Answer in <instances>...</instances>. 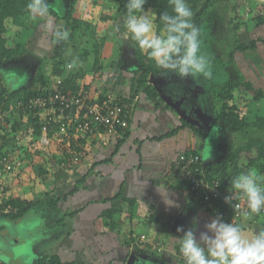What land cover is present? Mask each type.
I'll use <instances>...</instances> for the list:
<instances>
[{
	"label": "crops",
	"instance_id": "crops-1",
	"mask_svg": "<svg viewBox=\"0 0 264 264\" xmlns=\"http://www.w3.org/2000/svg\"><path fill=\"white\" fill-rule=\"evenodd\" d=\"M262 10L264 11L263 8ZM34 40L47 46L52 44L47 35L43 38L37 36ZM39 42L37 46H33L36 52H33L32 56L27 53L28 55L20 57L26 69L22 74V77L27 78L26 81L21 83L22 78L12 79L17 83L7 84V89L16 91L28 86L39 89L41 84L36 82L35 78L39 66L43 65L42 70L49 83L40 89L45 88L48 92L60 90L63 84L68 83L75 75L83 74L85 77L82 82L89 86L88 91L93 97L98 96L101 88L96 80H100V77L94 73V58H87L85 63L75 59L76 67L69 70L67 65L71 60L64 52L63 57H60L65 62L64 68L59 70V75L56 74L58 66L55 62L56 56L60 55L44 49L42 51ZM105 50L102 55L104 69L109 57ZM263 50L264 43H258L257 49L251 51L252 59L257 60ZM260 60L263 61L264 56H260ZM258 65L254 67L258 68ZM137 68L131 67V70L140 75L141 72H136ZM124 70L120 72L123 73ZM257 72L260 74L258 70ZM119 84L118 86L127 85L125 81ZM188 84L186 91L182 86L179 90H172L171 83L165 85V90L177 99L184 96L191 102L193 98L197 101L201 96L197 97L195 94L196 86L192 81ZM2 87L4 88V85H1L0 89ZM201 89L199 87L198 91ZM138 90L136 87L133 94L126 90L120 94L123 101L132 106L130 128L124 140L122 139L123 143L120 145L119 139L115 138L90 137L83 146L85 155L82 162L73 171H65V168H62L70 166L71 161H64V149L55 140L48 147L42 145V139L36 142L39 153L28 158L40 162V169L43 170L41 180L35 181L39 183L37 187L41 190L34 197L24 194V198L31 201L42 195L45 204L43 213L55 230L59 229L60 235L55 238L53 246L35 258L34 264L36 260L46 256H57L62 263L67 264H127L133 253H136L138 261L134 264H183L176 240L183 233L177 232L178 227L185 231L195 228L199 235L205 231V224L217 215L225 222L232 221L233 218L229 219L225 214L222 216L220 207L215 205L203 211L190 194L188 186L179 181L174 167L176 158L187 151H199L205 165L223 163L235 149L228 150L226 158L222 159L220 156L224 151L220 145L226 139L229 145L226 144L225 147L232 149V141L237 134L226 133L222 136L221 133L219 141L213 142L209 137L204 138L189 128L180 129L183 119L161 97L157 101L150 100L147 94ZM201 103L198 99L197 103L194 102L195 106L189 104L188 113L194 112L193 107L196 105L202 107L205 112ZM259 111L257 109V113ZM255 116L256 114L252 113L251 119ZM199 117L201 115H197L196 120L203 122L206 127L203 130L209 131L206 119L200 120ZM23 137L21 136L22 139ZM53 145L58 148V156L54 160H48L50 154L46 155L42 151L44 148L51 150ZM242 159L244 163H248L245 158ZM26 163L29 162L25 161ZM18 184L19 177L13 182L11 189L0 198V205L14 197L19 188V193L23 192ZM28 215L30 214L11 223H0V230L9 228L6 227L7 224L20 223ZM240 221L254 231L264 228V214ZM5 232L0 231L1 236H5ZM142 236L148 237L155 246L162 247V252L159 253L152 246L143 244L140 240ZM0 264L7 263L0 259Z\"/></svg>",
	"mask_w": 264,
	"mask_h": 264
},
{
	"label": "trees",
	"instance_id": "trees-1",
	"mask_svg": "<svg viewBox=\"0 0 264 264\" xmlns=\"http://www.w3.org/2000/svg\"><path fill=\"white\" fill-rule=\"evenodd\" d=\"M120 7L117 8L116 13H121V11L126 10L124 5L126 0H116ZM220 1L224 0H186L189 7L192 9L194 16L193 22L199 28L200 34L202 33L203 26L205 24L206 15L212 9V7ZM29 0H0V86L4 85V88L0 89V116H3L5 112H9L10 116L5 117L3 122L0 119V161L8 153L13 155L17 160L23 162V167L16 171L13 174H8L2 178V186L4 187V195L6 192L11 189L13 182L17 177H21L25 174L32 179L36 178L35 163L30 161L27 164H24L26 158L30 156H36L38 151V146L35 144L39 141L40 136L42 135V125L45 121L44 117L42 118V113L39 110H30L27 106L20 108V104L28 103L30 99L37 98L40 95L46 94L48 92L45 88L40 89L41 86H47L49 79L45 76L42 67L39 66L37 70V76L35 78L36 82L40 83L41 86L34 88L28 86L21 88L20 90L10 91L7 89V84L10 85L15 83L16 74L8 75L7 68L9 69L12 64L19 62L22 64L20 57L28 55L31 52V46L29 47V41L34 40L33 37L40 32L45 20H38L37 22L28 23V15L26 12V4ZM81 0H68L66 1V9H63L62 12L59 8H55V3H51L48 0L51 17L55 19L54 23L56 26H59L58 23L63 22L60 28H67L70 30L71 36L68 43L63 45L62 50L57 53V63L58 69H56V74H61L60 69L64 68V61H62L63 53L72 52L73 55L68 56L71 62L75 59L82 60V63H85V60L88 58V55L92 54L90 57L94 58L95 66L94 72L98 74V77H107V81H111L112 78H108L111 73L102 74L104 70V65L102 63V55L105 50L107 43L108 35H98L94 38L95 44L92 48L85 47V50L80 49L81 38L87 32H96L97 27L93 24L87 23L83 20L77 19L75 13L77 12V7L80 4ZM146 9H151V11L156 12V26L157 32L160 34L163 32V25L159 20V14L168 11L171 13V6L169 0H148V3L145 5ZM65 11L64 15L62 13ZM107 16H104V19H107ZM117 18V16L115 17ZM239 20V19H238ZM264 24V14L261 13L258 17L250 22L245 24L242 21H239L237 28L240 29L244 25L248 28L247 32H252L255 28ZM10 25L24 27V32L16 37L10 31ZM45 31V29H44ZM37 32V33H36ZM35 33V34H34ZM41 33V32H40ZM34 34V36H32ZM239 34H242L239 33ZM237 34V35H239ZM42 37V34L37 35ZM35 36V37H37ZM48 36V35H47ZM53 44V38L51 35L48 36ZM74 39H79L80 42H75ZM39 42L38 40L35 41ZM72 42V43H71ZM264 43V39H258L250 42V44H238L234 51L231 52V60H234L236 53H244L247 51H255L257 49L258 43ZM40 43V42H39ZM71 44V45H70ZM135 48V56L137 58L138 68L136 72H141L140 77L138 78V89L144 88L143 92L147 94L150 100L157 101L160 99L155 86L152 83L153 79H159L161 76L159 70L155 68L152 61L148 60L146 53L142 52L138 47ZM34 49V47H33ZM28 53V54H27ZM79 55V56H78ZM61 57V58H60ZM122 73H118V80L114 86H118L120 83ZM84 75L80 74L75 75L74 78L69 80L68 83L63 84L60 88L62 93L68 94H79L85 90H89V86L84 85L82 82ZM21 83L26 81V77H22ZM151 79V80H150ZM3 83V84H2ZM6 87V88H5ZM238 91L241 97V103H246L247 106L251 109L252 113H255L256 116L254 119H249L245 116L244 110L236 104L234 101V92ZM108 90L99 89L98 101L102 102L105 100V94H108ZM215 100L219 106V110L215 114V120L213 122V128H219L221 131L230 133V134H245L246 142L244 145L238 147L230 156L220 164H209L205 165L202 155L199 151H187L181 154L187 155L194 153L196 156L200 157V162L198 163L201 172L204 173L206 180L212 182L215 179L221 180L223 191L230 189L231 180L237 174L247 172L249 169H254L261 176H264V115H258L257 109H255L256 104L262 105L264 108V89L256 88L254 82L243 80L231 82L228 85H222V87L215 91ZM248 108V109H249ZM263 109H260V111ZM131 116V112H130ZM131 119V117H130ZM43 120V121H42ZM129 127L126 130L118 129L122 136L109 137L119 139V144L123 143V140L127 133L129 132ZM189 128L195 133L201 134L204 138L209 137V133L199 128L189 124L187 121L182 120V127L180 129ZM76 129V128H75ZM72 130L73 131H75ZM99 131H105L106 126H100ZM254 131V134L248 136V131ZM71 131V130H70ZM262 134L263 136L259 135ZM59 138H55L57 144L64 149L63 154L67 160L74 161L76 158H80L79 164L82 162V159L85 155L83 154V146L85 145V140L81 141V147L75 146L71 140V136L68 134H58ZM21 136H24L22 140ZM91 137V136H90ZM89 138V137H88ZM123 139V140H122ZM27 144L31 145L29 148ZM12 145H15L14 147ZM77 149L74 153L72 150ZM180 154V155H181ZM68 158V159H67ZM246 159V162L242 161ZM68 162V161H67ZM78 164V163H77ZM42 171L39 172L42 175ZM47 196V195H45ZM44 205L42 195H38L35 200H26L24 198V193H16L14 197L5 200L0 205V223H11L17 221L27 214H30L35 207H38L42 212H44ZM215 206L220 207L222 216L225 214L226 217L231 219L233 213L229 206H224L221 202H215ZM51 207H55L51 205ZM1 228V227H0ZM36 264H67L62 263L60 258L57 256H46L36 260ZM75 264V263H70Z\"/></svg>",
	"mask_w": 264,
	"mask_h": 264
},
{
	"label": "rangeland",
	"instance_id": "rangeland-1",
	"mask_svg": "<svg viewBox=\"0 0 264 264\" xmlns=\"http://www.w3.org/2000/svg\"><path fill=\"white\" fill-rule=\"evenodd\" d=\"M66 1L68 0H50L51 3H55V8H59L61 12L63 9H66ZM119 7L120 5L116 0H81L80 4L77 7L78 9L75 13V17L97 27L96 32H87L84 37L81 38L80 49L85 50V47L92 48L93 44H95L94 38L96 36H103L105 34L106 36L108 35L107 40L109 41V43L107 44L105 50V53L107 54V56H109L107 64L108 67L106 66V68L101 73H111L108 78H112V80L109 82L107 81V77L103 76L102 78L100 77V80H96V82H99L101 90H108L109 93L120 97V94H122V91L124 90H126L127 92H131L132 94L136 91L138 78L141 74H135L131 70V67H138L137 58L135 56V48L133 47L134 44L124 35V29L122 27L123 16L126 10L121 11V13L117 14L116 11L117 8L119 9ZM261 7L264 9V0H224L217 2L206 15L205 24L203 26L200 39L201 50L208 56L211 62V68L213 72V76L211 79L201 78L195 81L188 79L183 82L177 81L175 77L158 79L161 80L163 84L176 82L174 84L178 85L179 89H181L182 86L185 91L187 87L186 84L191 81L193 82V85L196 86L195 94L197 95V97L199 95L201 96L197 98V101L199 99V103H201L202 101L203 104H201L204 105L205 112L203 113V119H206V124H208L207 130L209 129V131H207L209 133V139L213 142L219 141L221 133L222 136H225V134L227 133L221 131L219 128L212 129L213 122L215 120V114L217 113V110H219V106L217 105V102L215 100V91L219 90L222 85L226 86L231 82L240 80H243L244 82L254 81V85L256 88L264 89V60H260V56H264V50L260 53V56L257 60L252 59L253 53H251V51L236 53L234 60H231L230 57L231 52L235 50L238 44H250V42L254 40L264 39V24L261 25L259 29L255 28L252 32H247L246 30H248V28L245 25L240 29L237 28V24L239 21L247 24V22H250L251 20H254L256 17H258L260 13L264 14V11ZM64 13L65 11L62 13V15H64ZM104 16H107L108 18L104 19ZM116 16L117 18H115ZM52 19L53 21H55L54 18ZM31 22L32 21L28 20V23ZM62 24L63 22L59 21L58 27H61ZM116 25H121V31L119 33L115 31ZM154 26L157 31L155 22ZM10 31H12L11 33H13V35H15L16 37L20 34V32L25 33L24 27H20L17 25H10ZM40 32H36L37 34L35 36L39 34H42L43 36L50 35L47 30L44 31L43 27L41 28ZM241 32L242 34H239ZM162 33L163 32H161L160 34ZM34 34L32 36H34ZM35 36L33 37V39L35 38ZM74 41L80 42L79 39H74ZM37 45L38 43H36L35 40L29 41L28 46H31L32 50L30 56H32L33 52H36V48L33 50L32 47ZM63 45L64 43L59 45L53 43L47 46V44L39 43V47L40 49H42V51L43 49L45 51H52V54H57L58 52H60V50H62L63 48ZM116 48L118 49L116 50ZM67 54L70 56L72 55V52H69ZM91 55L92 54L88 55V58ZM36 61H40V59H36ZM254 61V65H258L259 62L258 68L254 67ZM18 63L19 62L12 64L9 69L7 68V76L16 74V79L22 78V74L26 69L24 65H20ZM46 64L47 60H45V65ZM120 70L125 71L121 75L120 82L125 81L127 85L117 87L114 86V84L117 83V76ZM257 70L260 72V74L257 72ZM154 80L156 79L152 78V82ZM118 85L120 84L118 83ZM199 87L202 88L200 92L198 91ZM143 89L144 88H140L138 91H143ZM234 95L235 103L239 104V106L244 110L245 116L251 119V109L247 106L246 103H241V97L238 91H235ZM191 100L193 101V103H197L194 98ZM254 107L255 109L259 110L263 109L259 111L258 115H264V108H262V105L256 104ZM247 135L251 136L255 134L254 131L251 130L247 132ZM259 135L263 136L260 133ZM234 139L235 140L232 141L234 142V144L232 145V149H230L229 147H225L226 144L227 146L229 145V141H227L226 139L222 141L223 143L220 145V148L222 151H224V154H222L220 158L225 159L228 150L233 151L234 149L236 150L238 146L240 147L244 145L247 138L245 134H239L236 135ZM35 144L37 145V143ZM12 146L14 147L15 145ZM27 146L31 147L30 144H27ZM39 148L42 147L39 146ZM50 148L51 150H49V148H42L44 150L42 152H45L46 155L50 154L48 160H54V158H57L58 156V148L56 145H53ZM30 161L31 160L29 158H26V162ZM32 162L36 163V178L32 179L28 176V174L25 173L19 178L21 190L24 194H28L30 197H34V195L40 193L41 189L37 187L39 186V183H37L35 180L39 179L40 181V178L42 176L39 172L41 170L40 162H35V160H32ZM78 165L79 163H73L72 169L67 165L66 167L62 166V168H65V171H73V169ZM33 183L34 187L32 188ZM19 191L20 188L18 190V193ZM8 226L9 228L0 230L3 232L6 231L5 236H1L0 234V259L5 261L7 264H22L23 262H26L27 264H34L35 258L40 253H43L45 249L53 246L55 238L60 235L59 229L57 228L55 230L54 226L50 224V220L46 217V214L43 213L38 207H35L30 215H28L20 223H16L13 225L7 224L6 227Z\"/></svg>",
	"mask_w": 264,
	"mask_h": 264
},
{
	"label": "clouds",
	"instance_id": "clouds-1",
	"mask_svg": "<svg viewBox=\"0 0 264 264\" xmlns=\"http://www.w3.org/2000/svg\"><path fill=\"white\" fill-rule=\"evenodd\" d=\"M147 3L148 0H126L124 35L146 53L162 78L175 77L180 82L211 79V62L201 50L200 30L193 22L194 13L186 0H169L171 13L159 14L162 34L156 31V13L145 8ZM26 12L32 22L45 20L43 28L52 36L54 44L69 42L70 30L55 25L48 0H29ZM115 31L119 33L121 25H116ZM67 67L73 69L76 61ZM229 192L224 201L235 207L242 219L264 213V176L256 170L234 176ZM234 200H244L246 207L240 209L239 204H233ZM204 227L205 231L199 235L195 228L187 231L177 228V232L183 233L176 240L184 264H264V228L254 231L240 220L225 222L219 215Z\"/></svg>",
	"mask_w": 264,
	"mask_h": 264
},
{
	"label": "built area",
	"instance_id": "built-area-1",
	"mask_svg": "<svg viewBox=\"0 0 264 264\" xmlns=\"http://www.w3.org/2000/svg\"><path fill=\"white\" fill-rule=\"evenodd\" d=\"M44 93L46 94L30 99L27 104H20V108L27 106L30 110H39L42 113L45 121L39 139H42L44 147H48L55 138H59L56 133L70 135L74 147H81V141H87L90 136L120 138L122 133L118 129L122 131L129 127L132 106L125 103L119 96L108 93L105 94V100L99 102L98 96L93 97L88 90L79 94L62 93L60 90ZM8 116L10 113L5 112L3 116H0V119L3 122L4 118ZM101 125L106 126V130L103 132L98 129ZM74 129L75 131L72 132ZM76 150L74 148L72 151L76 152ZM79 160L80 158H76L73 162L71 161L69 167H72L73 163H79ZM199 162L200 157L194 153L179 155L175 160L174 167L179 181L188 186L190 194L203 211H206L217 201L231 208L233 219L241 220L238 210L224 201V197L230 195L229 189L223 191L221 180L215 179L212 182L206 180L204 173L199 168ZM22 167L23 162L14 158L10 153L1 159L0 198L4 195L2 178L15 173ZM233 204H239L240 209L246 207L244 200H234ZM140 240L143 244L152 246L159 253L163 250L162 247L155 246L146 236H142ZM181 260L184 264L182 255Z\"/></svg>",
	"mask_w": 264,
	"mask_h": 264
},
{
	"label": "water",
	"instance_id": "water-1",
	"mask_svg": "<svg viewBox=\"0 0 264 264\" xmlns=\"http://www.w3.org/2000/svg\"><path fill=\"white\" fill-rule=\"evenodd\" d=\"M152 83L155 86V88H156L158 94L160 95L161 99L168 106H170L174 111H176L181 116V118L183 120L187 121L191 125L201 127L202 129H206L205 125H203V122L196 120L197 115H201V117H199L200 120H202V118L204 117V115H203L204 112H203L202 107H200V108L197 106L193 107L194 112H190V114H189L188 113V109H189L188 105L191 104L192 106H195V104L193 102H191L189 100V98L184 97V96L180 97V99L175 98V96H172L171 94L166 92V90H165L166 84H162V82L158 79L154 80ZM174 83H176V82L171 83L172 90L173 89L177 90L178 85H175ZM135 255H136V253H133L132 256H130L127 264H134V262H138ZM134 259H136V261Z\"/></svg>",
	"mask_w": 264,
	"mask_h": 264
}]
</instances>
